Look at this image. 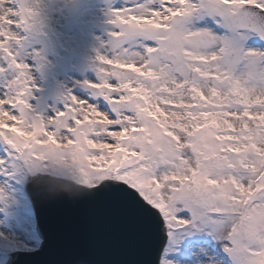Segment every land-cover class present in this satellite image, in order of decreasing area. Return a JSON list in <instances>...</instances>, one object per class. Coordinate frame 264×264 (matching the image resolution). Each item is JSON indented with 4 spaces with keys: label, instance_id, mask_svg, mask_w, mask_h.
Returning a JSON list of instances; mask_svg holds the SVG:
<instances>
[{
    "label": "snow or ice",
    "instance_id": "6c2138e0",
    "mask_svg": "<svg viewBox=\"0 0 264 264\" xmlns=\"http://www.w3.org/2000/svg\"><path fill=\"white\" fill-rule=\"evenodd\" d=\"M14 11L0 13L3 264H264V0L110 6L96 79L49 109L30 102L13 29L34 26Z\"/></svg>",
    "mask_w": 264,
    "mask_h": 264
},
{
    "label": "rangeland",
    "instance_id": "374dc122",
    "mask_svg": "<svg viewBox=\"0 0 264 264\" xmlns=\"http://www.w3.org/2000/svg\"><path fill=\"white\" fill-rule=\"evenodd\" d=\"M124 0H67L57 5L58 10L32 29L14 28L21 43L14 45L18 59L31 66L37 89L30 102L41 109L63 107L61 96L67 90L79 95L80 83L95 80L91 67L102 42L109 39L112 26L108 23L109 7L121 6ZM253 45L252 41H249ZM254 46V45H253ZM43 58V68L37 67L35 53ZM7 61L0 55V66ZM2 83V78H0ZM21 239H27L35 225L22 219L14 226ZM3 264V259H0Z\"/></svg>",
    "mask_w": 264,
    "mask_h": 264
},
{
    "label": "clouds",
    "instance_id": "9594fccd",
    "mask_svg": "<svg viewBox=\"0 0 264 264\" xmlns=\"http://www.w3.org/2000/svg\"><path fill=\"white\" fill-rule=\"evenodd\" d=\"M67 0H0V13L14 11V19L23 26L38 25L57 10V5Z\"/></svg>",
    "mask_w": 264,
    "mask_h": 264
},
{
    "label": "water",
    "instance_id": "95a60500",
    "mask_svg": "<svg viewBox=\"0 0 264 264\" xmlns=\"http://www.w3.org/2000/svg\"><path fill=\"white\" fill-rule=\"evenodd\" d=\"M47 211H48L47 209H42L41 212H40L41 216L42 217L46 216L47 215ZM68 212H69V214H73V213L76 212V210L75 209H72V208H69L68 209ZM20 264H25V261H24L23 258H21Z\"/></svg>",
    "mask_w": 264,
    "mask_h": 264
}]
</instances>
